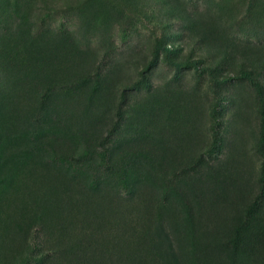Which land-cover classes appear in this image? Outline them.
<instances>
[{
    "label": "rangeland",
    "instance_id": "1",
    "mask_svg": "<svg viewBox=\"0 0 264 264\" xmlns=\"http://www.w3.org/2000/svg\"><path fill=\"white\" fill-rule=\"evenodd\" d=\"M119 241L264 264V0H0V264Z\"/></svg>",
    "mask_w": 264,
    "mask_h": 264
},
{
    "label": "trees",
    "instance_id": "2",
    "mask_svg": "<svg viewBox=\"0 0 264 264\" xmlns=\"http://www.w3.org/2000/svg\"><path fill=\"white\" fill-rule=\"evenodd\" d=\"M130 258H131L130 254L125 249V246L121 241H119V243H116L113 249H111L110 245H108L107 248L105 249V252L102 253V256L100 257L98 256V260H100L99 264H128L130 262L129 261ZM60 264H71V263L65 258L61 260Z\"/></svg>",
    "mask_w": 264,
    "mask_h": 264
}]
</instances>
